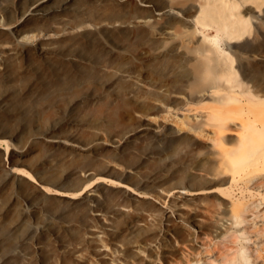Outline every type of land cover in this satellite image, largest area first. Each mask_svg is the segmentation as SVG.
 Segmentation results:
<instances>
[{"label":"rangeland","instance_id":"1","mask_svg":"<svg viewBox=\"0 0 264 264\" xmlns=\"http://www.w3.org/2000/svg\"><path fill=\"white\" fill-rule=\"evenodd\" d=\"M205 1L0 0V264H264V105L214 135L196 78L217 44L264 100V3L231 39Z\"/></svg>","mask_w":264,"mask_h":264},{"label":"bare ground","instance_id":"2","mask_svg":"<svg viewBox=\"0 0 264 264\" xmlns=\"http://www.w3.org/2000/svg\"><path fill=\"white\" fill-rule=\"evenodd\" d=\"M250 2L260 7L264 0H206L200 6V11L195 16L197 24L203 27L214 26L215 28L223 31L231 39H239L246 30V20L239 11L241 6H249ZM41 2H38L40 4ZM38 4L33 5L35 8ZM170 10H164L162 13H167ZM240 46V45H238ZM239 51L246 52V49L238 48ZM200 64L196 71L197 80H206L208 89H212L211 93L218 92L220 89H229L227 93H218V96L213 99L215 104L208 106L209 111L205 118V123L214 128V135L223 133L228 127V121L230 118L226 115L228 109L223 108L222 104L224 101H235V102H247L249 104L248 110L251 106L261 107L264 105V100L259 98L258 95L254 94L251 90L241 89L236 91L234 88L240 86L239 84H233V80L229 77L225 78L224 70L222 68L221 60L218 58L217 51L219 50L218 45L212 47L209 44L201 43L199 46ZM248 57H253L259 60H264V51L250 50L247 54ZM223 79L226 80L224 84L221 82ZM231 83V84H229ZM234 92L235 94H232ZM251 105V106H250ZM239 109H244L242 104L237 106ZM250 112H256L255 108H250ZM254 119L260 120L264 123V120L259 114H254ZM255 123V122H254ZM58 138L53 139L54 142L58 141ZM217 141V138H212ZM242 143V142H241ZM243 144V143H242ZM183 192L182 190L179 191ZM240 216V214L238 215Z\"/></svg>","mask_w":264,"mask_h":264}]
</instances>
